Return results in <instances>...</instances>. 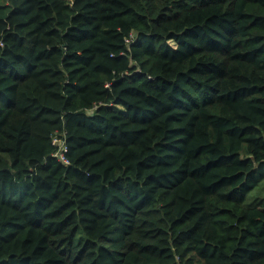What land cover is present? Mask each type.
Masks as SVG:
<instances>
[{
	"label": "trees",
	"instance_id": "trees-1",
	"mask_svg": "<svg viewBox=\"0 0 264 264\" xmlns=\"http://www.w3.org/2000/svg\"><path fill=\"white\" fill-rule=\"evenodd\" d=\"M0 264H264V0H0Z\"/></svg>",
	"mask_w": 264,
	"mask_h": 264
},
{
	"label": "built area",
	"instance_id": "built-area-1",
	"mask_svg": "<svg viewBox=\"0 0 264 264\" xmlns=\"http://www.w3.org/2000/svg\"><path fill=\"white\" fill-rule=\"evenodd\" d=\"M53 144H59V147H64L62 151H60L59 149L57 150V152L55 153V156L58 157V159L63 162L66 163V157L64 155V152L66 151V146L63 143H60V140H58V138L54 137L52 140Z\"/></svg>",
	"mask_w": 264,
	"mask_h": 264
},
{
	"label": "rangeland",
	"instance_id": "rangeland-1",
	"mask_svg": "<svg viewBox=\"0 0 264 264\" xmlns=\"http://www.w3.org/2000/svg\"><path fill=\"white\" fill-rule=\"evenodd\" d=\"M116 109L120 111L122 108L121 107H116Z\"/></svg>",
	"mask_w": 264,
	"mask_h": 264
}]
</instances>
